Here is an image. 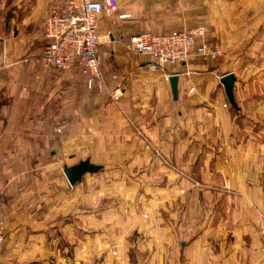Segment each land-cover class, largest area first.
<instances>
[{"label":"crops","instance_id":"0c3cea01","mask_svg":"<svg viewBox=\"0 0 264 264\" xmlns=\"http://www.w3.org/2000/svg\"><path fill=\"white\" fill-rule=\"evenodd\" d=\"M63 1L0 0V264H264V0H119L99 19L101 88L36 62ZM201 24L164 69L126 47ZM87 158L104 168L72 186L63 168Z\"/></svg>","mask_w":264,"mask_h":264},{"label":"built area","instance_id":"2783aa9c","mask_svg":"<svg viewBox=\"0 0 264 264\" xmlns=\"http://www.w3.org/2000/svg\"><path fill=\"white\" fill-rule=\"evenodd\" d=\"M119 8V0H64L53 5L44 23L46 42L36 58L37 64L55 70L80 68L89 88H101L104 76L99 19L104 14H116ZM119 16L129 18L132 14L126 12ZM207 32V26L201 24L168 33L135 34L129 38L126 47L131 52L149 56L152 60L150 67L156 71L186 60ZM197 52L201 56L217 60L224 54V49L220 44L209 46L204 41ZM190 91H194V88ZM112 96L116 102L121 99L119 87ZM258 228L264 241V213L260 215ZM5 240V224L0 219V246Z\"/></svg>","mask_w":264,"mask_h":264},{"label":"water","instance_id":"95a60500","mask_svg":"<svg viewBox=\"0 0 264 264\" xmlns=\"http://www.w3.org/2000/svg\"><path fill=\"white\" fill-rule=\"evenodd\" d=\"M236 75L232 72L225 74L221 78V83L223 84L226 95L228 97V100L230 104L235 108L239 109L238 103L235 98L234 94V87L236 82ZM178 81H179V75L174 74L170 76V83L173 91L174 98H178L179 94V88H178ZM104 168L103 165L96 164L91 161V159L87 158L84 160H80L74 165L71 166H65L63 168L64 174L66 175L69 183L74 186L77 183L81 182L83 177L86 174H93L98 173Z\"/></svg>","mask_w":264,"mask_h":264},{"label":"rangeland","instance_id":"374dc122","mask_svg":"<svg viewBox=\"0 0 264 264\" xmlns=\"http://www.w3.org/2000/svg\"><path fill=\"white\" fill-rule=\"evenodd\" d=\"M156 152V150H154Z\"/></svg>","mask_w":264,"mask_h":264}]
</instances>
